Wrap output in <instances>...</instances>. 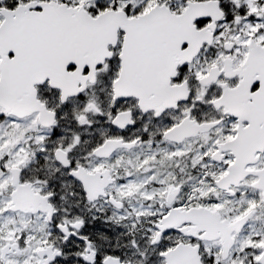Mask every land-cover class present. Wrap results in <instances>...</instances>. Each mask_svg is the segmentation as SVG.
<instances>
[{
    "label": "snow or ice",
    "instance_id": "snow-or-ice-1",
    "mask_svg": "<svg viewBox=\"0 0 264 264\" xmlns=\"http://www.w3.org/2000/svg\"><path fill=\"white\" fill-rule=\"evenodd\" d=\"M0 264H264V0H0Z\"/></svg>",
    "mask_w": 264,
    "mask_h": 264
}]
</instances>
